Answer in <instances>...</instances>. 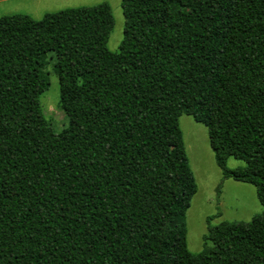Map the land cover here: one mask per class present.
Masks as SVG:
<instances>
[{"label": "trees", "instance_id": "trees-1", "mask_svg": "<svg viewBox=\"0 0 264 264\" xmlns=\"http://www.w3.org/2000/svg\"><path fill=\"white\" fill-rule=\"evenodd\" d=\"M121 8L117 52L107 3L0 17V264H264V0ZM46 55L59 133L39 104ZM182 115L207 129L222 179L254 186L263 207L249 222L208 218L198 254Z\"/></svg>", "mask_w": 264, "mask_h": 264}, {"label": "rangeland", "instance_id": "rangeland-1", "mask_svg": "<svg viewBox=\"0 0 264 264\" xmlns=\"http://www.w3.org/2000/svg\"><path fill=\"white\" fill-rule=\"evenodd\" d=\"M122 0H0V17L16 14L27 15L40 20L46 13L78 7H91L107 3L112 11L114 27L107 43L112 52L119 50L123 40L124 17ZM47 89L39 97L42 114L55 133L67 126L68 118L59 107V84L52 69L50 55L44 56ZM184 146L193 171L197 191L192 197L186 214V243L189 252L198 254L212 248L204 240L207 234L208 218L212 226L220 223L249 222L263 213L256 188L252 185L233 180H223L215 164L209 145L207 129L191 116L179 118ZM242 163L233 158L227 160V167L234 169ZM219 194H218V187Z\"/></svg>", "mask_w": 264, "mask_h": 264}]
</instances>
